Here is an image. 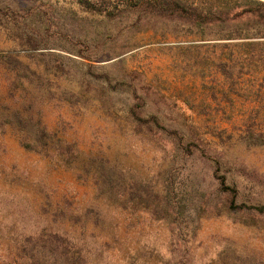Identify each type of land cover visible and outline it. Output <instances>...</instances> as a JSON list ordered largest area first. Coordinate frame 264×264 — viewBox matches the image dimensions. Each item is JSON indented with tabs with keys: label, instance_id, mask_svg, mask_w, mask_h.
<instances>
[{
	"label": "rangeland",
	"instance_id": "obj_1",
	"mask_svg": "<svg viewBox=\"0 0 264 264\" xmlns=\"http://www.w3.org/2000/svg\"><path fill=\"white\" fill-rule=\"evenodd\" d=\"M161 1L0 0V264L21 227L67 229L88 261L104 246L101 264H264V216L209 206L218 160L237 204L264 207V0H179L193 18ZM37 130L47 152L20 146ZM57 141L73 165L51 156ZM93 158L161 193L169 175L185 213L170 225L108 205L84 172ZM58 209L101 221L71 229Z\"/></svg>",
	"mask_w": 264,
	"mask_h": 264
},
{
	"label": "trees",
	"instance_id": "obj_2",
	"mask_svg": "<svg viewBox=\"0 0 264 264\" xmlns=\"http://www.w3.org/2000/svg\"><path fill=\"white\" fill-rule=\"evenodd\" d=\"M125 5L147 7L151 4V1L156 0H123ZM158 1V0H157ZM83 2V1H81ZM84 4H89L85 0ZM158 10L165 12L166 15H178L179 17H194L195 10L179 0H163L158 3ZM247 14H253L255 9H246ZM147 122V121H146ZM150 124L158 126V122L155 116H151L149 120ZM19 125H23V122L19 119ZM22 128V126H21ZM24 129V127L22 128ZM256 137L264 139V127L260 130H256ZM252 133H254L252 131ZM251 133V134H252ZM178 136V142L175 145L177 151L186 150L181 136L175 132L172 133ZM28 137L27 139H29ZM31 141L22 142L20 146L27 151L42 152L48 151V141L52 140L50 136L44 130H37L30 138ZM189 145V144H188ZM193 145H189L191 149ZM54 153L51 154L53 158H58L57 163L64 167L73 165L75 160L79 157L78 153L74 151L73 146L69 144L62 145L57 141L53 145ZM91 167L85 169L84 172L87 175H91L93 183L96 188V197L102 198L108 205L115 209L126 211L134 214L138 211L145 212L149 215L153 221H166L170 225L176 223V220L184 214L185 205L181 203L183 201H175V197L171 190V177L168 175L164 181V192L155 190L151 180H147L143 177H132L127 173L121 172L117 168L110 166L109 163L101 158H93L90 160ZM221 172V165L218 160L214 162V171L212 172V179L214 180V193L220 199L217 203L209 205L214 210H226L230 214L242 213L247 216H253L255 213L258 216H264L263 206H248L246 202L242 201L237 204L240 192L236 181H228L226 172ZM215 196V197H217ZM191 204L190 201H188ZM191 206V205H190ZM187 209V207H186ZM247 213V214H246ZM55 217L59 218L61 222H69L72 229L76 222H80L82 227L88 221H93L95 225L100 223L101 212L95 209H90L81 214H74L73 212L58 209L55 212ZM254 218V217H252ZM264 219V217H263ZM61 231L54 230L52 227H43L38 231H29L28 227H21L20 231H11L4 237L3 245L6 246L7 255L10 264H101L99 260L101 258L102 249L98 254V261L90 258L92 261H88L86 255L82 253L81 248L84 245L73 244V237L70 235V231L67 229H60ZM48 232V233H47ZM83 239V238H82ZM84 242V241H80ZM77 242V243H80ZM81 246V247H78ZM109 246V244H108ZM107 247V245H106Z\"/></svg>",
	"mask_w": 264,
	"mask_h": 264
},
{
	"label": "water",
	"instance_id": "obj_3",
	"mask_svg": "<svg viewBox=\"0 0 264 264\" xmlns=\"http://www.w3.org/2000/svg\"><path fill=\"white\" fill-rule=\"evenodd\" d=\"M118 170H120V169H118Z\"/></svg>",
	"mask_w": 264,
	"mask_h": 264
}]
</instances>
